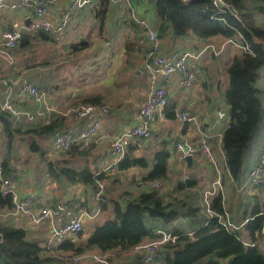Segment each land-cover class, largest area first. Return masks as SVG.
<instances>
[{
    "label": "trees",
    "instance_id": "1",
    "mask_svg": "<svg viewBox=\"0 0 264 264\" xmlns=\"http://www.w3.org/2000/svg\"><path fill=\"white\" fill-rule=\"evenodd\" d=\"M222 1L226 5H232L236 14L217 7L215 0H131L138 10L142 6H149L154 10L159 37L169 36L171 40H175L193 36L205 44L230 38L243 42L241 35L250 45L248 53L230 45L221 55H212L213 60H219L226 55L232 57L221 74L225 76V83H228L223 95L230 119L220 144L225 155L223 166L232 178L239 181L251 145L264 128V107L259 94L261 89L255 84V80L262 76L264 44H257L252 38L264 41V0ZM99 3L100 9L95 16L104 23L112 3L110 0H99ZM123 25L135 28L138 34L135 22L124 21ZM8 29L12 30L14 26L10 25ZM39 37L53 41V36L49 33L40 31L32 34L23 31L18 44L28 47L31 41ZM200 46L201 44L195 49ZM124 47L125 63L130 64L133 52L142 50L138 35L137 38L128 39ZM201 70L202 77L205 78L207 69L201 67L198 72ZM201 81L206 87L211 78L206 77ZM217 82L221 88V83L224 82ZM82 104L98 106L106 103L102 102L100 97L90 96L74 100L68 109L77 108ZM66 110L57 115L52 113L47 122L32 120L22 123H18L10 112L0 110V123L5 139L2 150L4 159H1L4 174L17 179V169L13 167V162L17 151L22 150L23 145L28 154L42 158L44 142L50 140V146L53 137L68 126L65 118L71 115H64ZM180 112L176 108V102L168 99L164 110L166 119L175 120ZM202 128L204 130L203 126ZM144 140L147 139L138 138L137 142ZM137 142L130 144L125 157L117 164V171L113 176L101 171L96 173L88 166H78L83 158L89 157L91 145H74L46 160L45 173L60 187L78 185L92 196L98 184L105 182L107 187L101 199V209H111V215L95 226L93 233L86 236L83 243L78 242L83 235L81 231L74 240L65 239L58 246L60 252L74 255H83L93 250L100 253L113 252L119 255L118 257L123 255L126 258L124 264H142L143 253L135 248L149 242L147 240L158 238L157 232L144 223L145 216L149 215L154 220L163 221V227L175 236L174 241H169L159 248V264H264V203L254 205L251 212L242 206L244 210L241 214L229 217L232 224H235V229L226 227L219 222L216 215L207 216L201 203L196 202L195 194L191 191L199 185L196 176H190V179L185 181L182 177H171V154L165 146L149 157L135 154ZM132 169L141 173L138 175L140 178L119 174ZM110 179L111 185L114 186H124L128 181L130 184L127 188L123 187L116 197H112L106 184ZM157 180L166 185L165 190H155L151 187V183ZM262 187L264 186L260 185L253 189ZM228 201L225 200L224 194L219 192L211 198L210 209L224 216L227 211L224 210L225 206L229 209L232 207V201ZM83 205L87 206L86 203ZM13 208L12 196L0 193V214L11 212ZM199 215L201 217L195 221L191 220L192 223L188 225L192 228V236L181 226L174 225L178 219H193ZM13 223V217H9L6 222L0 221V264H65L59 258L44 257L36 239L30 237L29 230Z\"/></svg>",
    "mask_w": 264,
    "mask_h": 264
},
{
    "label": "built area",
    "instance_id": "2",
    "mask_svg": "<svg viewBox=\"0 0 264 264\" xmlns=\"http://www.w3.org/2000/svg\"><path fill=\"white\" fill-rule=\"evenodd\" d=\"M94 2L95 0H0V14L22 12L20 13V25L3 32L4 40L0 48V60L7 63L9 67L13 66L15 71L18 70V63L12 52L18 48L23 31L32 34L42 31L52 36L64 34L69 28L70 21L77 13L81 9L93 6ZM110 2L118 11L115 20L118 25L122 26L124 21H131L135 22L138 27L139 46L145 52L146 59L143 64V72L148 83L145 99L138 105L137 124L131 129L118 133L110 141L108 154L113 165L117 166L119 161L125 157L130 144L137 142L138 138L150 139L153 136L152 124L157 116H160L161 120H166L164 110L168 103L169 86L172 82L176 81L180 89H190L197 83L199 79L198 67L206 58L212 55H221L230 45L248 53L250 45L240 35L243 42L230 38L220 42L211 41L202 44L199 49L173 50L166 53L162 48V40L158 35L157 26L142 17L131 0H110ZM59 3H65L66 6L62 8L56 19L49 18L47 16L49 9ZM26 18L30 19L29 26L24 24ZM7 74L4 67L0 68V110L10 112L18 123L35 120L33 112L25 105L30 102L46 104L45 88L41 83L26 77L13 81ZM109 110L108 104L98 106L82 104L77 108L67 109L63 114L71 115L77 123L87 118H90L91 121L86 125H80L75 130L69 128L62 130L61 133L53 137L49 150L58 153L66 151L74 145L88 146L96 142L99 139L103 117L108 114ZM176 116L177 121L181 124L190 126L191 133L196 134V139H192L190 134L180 135L174 144L175 154L182 161L187 156H192L193 162L195 157H202L211 162L214 172H216V178L211 187L203 192L202 209L207 216L216 215L224 226L235 229V224L233 225L228 219V211H225V215L221 216L210 209L211 198L219 192L223 193L221 191V167L224 157L217 158L212 152L210 135L203 130L195 112L184 110ZM260 152L257 163L248 170L246 178L237 186V190L241 194L252 192L256 186H264V146ZM96 173H100V171H96ZM129 176L138 177L132 173ZM182 178L184 181L189 180L190 175L185 174ZM120 181L122 184L123 179L121 178ZM151 187L155 190L166 189V185L160 180L151 183ZM50 189L53 190V187L47 183L40 191L42 193L46 190L50 192ZM105 191V182H100L96 192L92 193V201L88 206L67 201L51 204L44 194L40 195L37 192L27 193L21 197L14 187L13 177L4 174L0 158V193L10 194L14 204L13 210L3 215L11 214L24 217L26 225L22 224V226L34 234L33 237L38 242L42 255L59 258L65 264H83L86 259L90 260L92 264H111L109 258L111 252H86L83 255H74L58 250V246L65 239L72 238L74 240L75 236L83 230L87 220L97 223L104 219L105 211L101 209V199ZM46 225L48 228L44 227ZM157 235L156 240L145 242L135 248L143 253L142 264H159L157 260L159 248L175 239V236L168 230L159 229ZM189 235L192 236L193 233L190 232Z\"/></svg>",
    "mask_w": 264,
    "mask_h": 264
},
{
    "label": "crops",
    "instance_id": "3",
    "mask_svg": "<svg viewBox=\"0 0 264 264\" xmlns=\"http://www.w3.org/2000/svg\"><path fill=\"white\" fill-rule=\"evenodd\" d=\"M65 6V3H59L57 4V6H53L51 9H49L47 16L49 18H55ZM98 9H100V3L99 0H95L93 6L81 9L77 13V15L70 21V25L66 33L58 34V36H53L54 42L65 44L69 41H72V44H77V50L79 49V53L82 52L81 49L83 47L86 49H94L92 54L88 56L93 59L92 63L93 65H95L94 74L92 75V77H94V80H91V82H85V89L79 87L77 90H75L76 88H69L68 86L65 89L61 90V86L58 90H61L60 94L57 92H52V94L49 95L46 92V104L30 102L27 103L25 107L33 112L34 119L36 121L47 122L50 120L48 118L52 115V113L57 115L62 110L68 108L70 103L73 102L71 99L79 100L80 98L90 96L97 98L100 97V99H102V102L112 105L113 108L110 113L103 117L104 119L101 123V128L98 136L99 139L96 142L90 144L91 150L89 157L83 158L78 163V166H88L92 170H98L107 175L113 176L115 175L114 173H116L117 170L116 166L113 165L111 157L108 154L110 141L118 133L124 130L131 129L134 125L137 124L138 118L136 117V113L138 105L145 99L147 91V80L143 72V64L146 59L145 52L143 50H135V52H133L132 54L131 63H125L124 45L128 39H133L134 37L137 38V30L129 25H118L115 22L118 11H116L113 6L111 10L107 12V18L104 23L101 24V29L98 32L94 33V29L98 27L97 21L99 20V18L95 16ZM138 12L152 25H158L155 12L151 7L142 6L139 8ZM20 13L14 14L12 12H5L0 14V48L3 45L2 43L4 40L3 32L7 30L10 25L14 27L20 25ZM88 24L93 25L92 30H90L91 32H89V37L87 34L88 32H86L85 34L83 33V30H86L88 28ZM115 29H117L119 34H116V32L114 33ZM73 35H75L76 37ZM65 37H68L66 41L64 39ZM160 38L162 40V48L166 53L173 50H192L197 48L198 45H202L203 43V41L193 36H186L184 39L175 40H171L169 36H163ZM120 39L122 41V44H119ZM80 43L81 46L83 45L82 48L79 45ZM231 59V56H222V58L219 59L220 62L218 63V60H213V57L211 56L206 58L202 62V65H200L199 68L204 67V69H207L205 78H211V82L208 83L206 87H204V84H202L201 81L205 79L202 77V70L197 74L199 77L197 83L190 89H180L177 86L176 81L172 82L169 86L170 91L168 97L170 100L176 102V108L180 111L188 110L190 112H195L198 115L200 123L204 124L205 132L210 135L211 150L213 153H215L217 158L221 156L222 150L220 143L227 124L229 123L230 114H228V107L225 103L224 95H221V90L224 87V83H221V88H219L218 86L216 68L218 67L219 70L223 71L224 69H226ZM104 65H106V68H104ZM2 67L6 69V71L8 72L7 76L13 81L19 79L21 76L30 78L29 76H26V73H23L21 71V68L16 71H11L7 63H4L3 60H0V68ZM27 75H31L33 78H40V76L37 74L35 76H33L32 73ZM41 77H44L45 80L43 79V81H46L51 85L50 88L61 84L60 80L58 81V79H55L53 75L48 74L44 76L42 75ZM37 80L39 81L40 79ZM84 80L88 81L87 78H84ZM70 93L71 99H69ZM218 107L223 111L222 114H219L217 112ZM65 119L66 124L68 125L65 128H69L72 130L79 128L80 125H86L91 121L90 118H87L77 123L72 116H69ZM260 133L261 134L253 143L252 148H250L249 150L245 165L242 169L243 175L239 181H236L231 177L230 172L225 166L221 167V191H223L225 200H227L225 190L230 188L232 192L234 190L238 191L237 186L246 178L249 172L248 170L257 163L259 155L261 153L260 151L264 146V128ZM188 134H190V137L192 139H196V134L191 133L189 125L181 124L179 121H177V119L161 120L160 116H157L152 124L153 136L150 139L137 142L138 144L135 154L152 157L154 155L153 153L165 146L168 152L171 154V177L176 179L181 178L185 174H189L191 177L196 176L199 180V185L197 186V188L191 191H193V193L195 194V199L197 200L196 202L200 204L202 202L203 192L204 190L211 187V184L216 178V172H214V168L211 162L202 157H195L192 167L189 168L187 167L186 163L180 160L178 155L175 154V141L178 140L180 135ZM4 140L5 139L3 138L2 124L0 123V150H4ZM47 142H44L43 144L44 153L42 158L35 155L38 158V166H41V173L38 175H33L32 173L34 171H32L31 168L27 167L29 161L27 157H31L32 155L28 154L26 149H23L21 155H18V152L20 151H17L14 157L15 159L13 162V167L17 169V179L16 181L14 179V187L17 190L19 196L24 197V195L27 193L37 192L40 195L44 194L46 196V199L51 204L55 202L67 201L72 202L73 204L86 203V205L88 206L92 201L90 192H86L82 187L78 185H71L69 187H65V185H62L60 187L45 173L44 166L46 160L55 157L54 154H56L55 152L49 150L50 140ZM45 145H47V148H45ZM23 158H26V160ZM30 159H32V157ZM130 173L137 176L141 174L137 169L121 172L119 174L122 176L123 174L130 175ZM40 180L43 181V184L39 183ZM111 181V179L106 181V184H111ZM47 183H49V185L53 187V190L50 189L51 193L47 190L46 192L42 193L40 190L43 189L44 185H46ZM125 186L126 185H117L116 187L113 186L114 188H110L108 192L110 196L116 197ZM54 187L58 188V191H55ZM253 194H260L264 196V187L260 189L258 188L257 190L253 189L252 192L241 194V196L244 195V197H246V195ZM244 197L241 198L243 199ZM234 202H236L237 209L241 207L239 206L240 203H238V201L235 200ZM225 210H227V213H229L228 219L229 217H232L230 211L233 210L226 208V206ZM104 215V219H102L100 222L96 223L91 220H87L85 222V228H89L91 232L88 235L93 233L95 226L100 225L101 222L105 221L111 215V209L105 211ZM178 220L179 223H177V225L180 224L182 226V223H184L185 225L183 229L190 234V232H192V228H189L188 225H190V223H188V220ZM25 221L26 219L24 217L13 216V224L15 226L17 224L20 227H24L22 226V224L26 225ZM44 227L48 228L47 225ZM152 228L156 232H158L159 229L166 230L162 226V221L160 219H152ZM29 234L30 237L33 238L34 234L30 230Z\"/></svg>",
    "mask_w": 264,
    "mask_h": 264
},
{
    "label": "rangeland",
    "instance_id": "4",
    "mask_svg": "<svg viewBox=\"0 0 264 264\" xmlns=\"http://www.w3.org/2000/svg\"><path fill=\"white\" fill-rule=\"evenodd\" d=\"M53 19H56V17ZM98 21H97L98 27L96 29H94V33L98 32L101 29L102 22L100 19ZM92 26H93L92 24H88V28L86 30H83L84 34L86 32H88L87 33L88 37L90 36L89 32H91L90 30H92ZM115 32H116V34H119L117 29L114 30V33ZM73 36H75V35H73ZM64 39L66 41V39H68V37H65ZM30 43L31 44L28 47H22V45L20 44L18 49H16L15 51L12 52L13 55L15 56L16 60H17L16 62L18 63L17 69L21 68V71L23 73H26V76H29L31 80H34V81H37L38 83H41V85L45 88V91L49 95L52 94V92H57L60 94L61 90L65 89L68 86H69V88H72V87L76 88L75 90H77L79 87H81L82 89H85L86 88L85 82H91V80H94V77H92V75L94 74L95 65H93V63H92L93 59L88 57L92 54L94 49H92V48L86 49L83 47L81 49L82 52L79 53V49L76 50L77 48H74L75 46H77V44H72L73 43L72 41H69V42L63 44L60 42H58V43L54 42L52 40H44L40 37L34 39ZM119 44H122L121 39H120ZM79 45H81V43ZM217 62L219 63L220 60H218ZM102 66H103V64H102ZM104 68H106V65H104ZM216 69L218 70L216 73L217 77H219L218 80L223 81V79H224L223 89L225 90L226 87L228 88V83H225V76L221 75L222 71L219 70L218 67ZM10 70L14 71L15 69H13V66H10ZM263 72H264V67L261 69V75L262 76H260L259 78H257L255 80V84L261 89L259 94H260V100H261L262 105L264 107V73ZM30 73H32L33 76H35L37 74L40 76V78H33L31 75H27ZM48 74L53 75V77L55 79H58V81L60 80L61 84L50 88L51 85L48 82L43 81L44 77L43 78L41 77L42 75L44 76V75H48ZM21 77H23V76H21ZM26 78H28V77H26ZM84 78H87L88 81H85ZM37 79H40V80L38 81ZM61 86H62L61 90L58 91ZM147 87H148V83H147ZM223 89L221 90V95H223V93H224ZM70 96H71V93L69 94V99H71ZM71 100L74 101L73 99H71ZM70 105H71V103H70ZM108 105L110 107V110L108 112V114H109L113 107L110 104H108ZM66 109H68V108H66ZM66 109H64V110H66ZM217 112L219 114L223 113V111L219 107L217 108ZM108 114H106V115H108ZM202 125L204 127V124H202ZM259 135H260V133L257 135V138ZM23 146H21L22 150H18V151H20V152H18V155H21V152L23 151V149H25V148H23ZM45 148H47V147H45ZM251 148H252V145H251ZM221 156L224 157V159H225V155L222 151H221ZM31 157H32V159H30ZM31 157L30 156L27 157L29 159L27 167L31 168L32 171H34L32 173L33 175H38L41 173V166L40 165H39L40 167L38 166V163H39L38 158L35 155H32ZM0 158L4 159L2 156V150H0ZM93 171L96 172L98 170H93ZM41 180L39 181V183L43 184V181H41ZM15 181H16V179H15ZM111 183H112V181H111ZM129 184L130 183L128 181V183L125 184L126 185L125 187L127 188L129 186ZM108 186H109L108 189L114 188L113 187L114 185L108 184ZM106 187L107 186L105 185V188ZM54 190L58 191V188L54 187ZM225 191H226L227 201L229 200V201L233 202L232 207H231V209L233 211H230L232 217H234V215H237V213L241 214L244 210L243 207L245 209H248V211L251 212L254 205H256V204L262 205L264 203V196H261V195L255 196L253 194V195H246V197H244V195L241 196V193H239L238 191L234 190L232 192V190H230V188H228ZM241 197H244V198L242 199ZM177 198H180V197H177ZM235 200L238 201V203H240L239 206H241V207L238 209L236 208V202H234ZM9 217H13V215L7 214V216L5 217L3 214H0V221L6 222V220ZM199 217H201V215L196 216L193 219L188 218L187 219L188 223H192L191 220L195 221ZM144 223L147 227L152 228V218H150L149 215L145 216ZM177 223H179V220H176L174 222V225L177 226ZM85 225L86 224L84 223V227L82 230V232H83L82 238L80 240H78V242H80V243H83V240L85 239V237L89 236L88 234L91 233L89 228H87V227L85 228ZM184 225H185L184 223H182V226L179 224V226H181L182 228H184ZM162 226H165L163 221H162ZM189 228H191V227L189 226ZM87 252L88 253H91V252L100 253L99 251H94V250L93 251H87ZM111 253L112 254L109 257L111 264H124L125 263L124 260H126V258L123 255L118 257L119 255H116L113 252H111ZM111 259H112V261H111ZM84 264H92V263L90 262V260L86 259L84 261Z\"/></svg>",
    "mask_w": 264,
    "mask_h": 264
},
{
    "label": "water",
    "instance_id": "5",
    "mask_svg": "<svg viewBox=\"0 0 264 264\" xmlns=\"http://www.w3.org/2000/svg\"><path fill=\"white\" fill-rule=\"evenodd\" d=\"M215 4L217 5V7L219 8H222V9H227L228 11H230L232 14H236V11L235 9L233 8L232 5H226L222 0H215ZM30 19L29 18H26L24 20V24L29 26L30 24ZM253 38V41L257 44H264V41H260L258 40L257 38L255 37H252ZM184 161L187 165V167H192L193 165V157L192 156H187V157H184Z\"/></svg>",
    "mask_w": 264,
    "mask_h": 264
}]
</instances>
